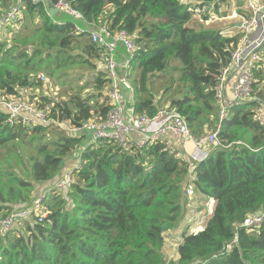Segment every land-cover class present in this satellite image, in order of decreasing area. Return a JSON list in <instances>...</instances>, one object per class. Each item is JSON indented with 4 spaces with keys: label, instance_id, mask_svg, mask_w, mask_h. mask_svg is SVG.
Returning a JSON list of instances; mask_svg holds the SVG:
<instances>
[{
    "label": "trees",
    "instance_id": "16d2710c",
    "mask_svg": "<svg viewBox=\"0 0 264 264\" xmlns=\"http://www.w3.org/2000/svg\"><path fill=\"white\" fill-rule=\"evenodd\" d=\"M57 1L22 0L19 31L4 29L0 96L27 89L32 103H50L51 81L66 83L69 71L84 67L89 77L70 80L54 112L75 127L93 117L104 120L112 103L107 72L96 63L101 48L77 34L71 21L49 16L47 4ZM195 1L69 0L87 23L124 30L139 46L125 76L135 115L151 118L166 105L180 113L195 138L217 132L220 145L194 164L159 139L129 150L108 140L88 145L67 191L52 187L46 193L42 221L0 233V264H264V222L256 231L236 229L248 214L264 209V124L258 117L264 86L255 90L264 82V64L258 63L251 99L220 120L217 76L239 34L196 28L189 10ZM197 1L218 9L227 0ZM13 3L0 0V13ZM242 8L234 7L240 14ZM160 92L167 100L161 95L157 101ZM83 141L66 128L9 125L0 111V215L29 206L36 186L54 180ZM189 176L194 190L214 203L197 232L190 226L198 214L190 219L186 209ZM168 235H177L173 260L166 259Z\"/></svg>",
    "mask_w": 264,
    "mask_h": 264
},
{
    "label": "built area",
    "instance_id": "2783aa9c",
    "mask_svg": "<svg viewBox=\"0 0 264 264\" xmlns=\"http://www.w3.org/2000/svg\"><path fill=\"white\" fill-rule=\"evenodd\" d=\"M21 1L14 0L12 7L3 16H0V41L7 26H14L20 22ZM38 2L40 0H32ZM245 13H238L237 9H232L226 15L221 9H214L203 1L191 2L189 10L194 14V18L204 24H211L220 20H232L233 26L220 30V33L227 36L238 32L239 37L235 44L231 45L230 60L227 65L222 67L217 76V86L215 100L219 108V119H223L228 110L252 97L253 84L255 83L254 74L258 70V63L261 61V52L264 46V0H244ZM62 17L66 15L73 24L77 34L85 35L90 43L101 48L98 61L105 66L107 78L109 79L108 97L112 103L110 111L104 120L90 118L79 127L72 126L69 120L60 121L54 112V106L58 103L61 93L60 86L54 84L48 88L47 95L51 97L50 103L38 106L28 99V90L22 89L14 97L2 98L0 96V111L6 114L9 125L21 124L29 129L41 126L47 129L66 128L73 135L87 136L89 145L99 140L113 141L123 150H129L132 146L142 147L147 140H161L166 134L172 135L189 163L203 161L210 153V149H205L207 144H213L214 148L220 143L217 139V132L209 133L199 139L195 138L188 128L186 120L175 109L165 106L158 108L153 117L145 115H135L133 109L127 114V109L121 103L123 91L129 87L126 81V74L130 68V62L135 57L139 46L133 41L132 37L124 31H111L109 26L104 23H87L82 14L74 9L69 0H58L53 6ZM56 14V15H57ZM121 70V72H120ZM42 82L48 83L49 80L44 74H39ZM132 91V89H131ZM133 92V91H132ZM56 101L54 104L53 102ZM219 129V125L217 126ZM218 131V130H217ZM142 136L141 140L131 139L132 134ZM192 148L189 149L188 145ZM85 146L80 145L78 154L74 159L73 169L65 173L58 180L53 188L58 191L66 192L69 185L73 182V172L81 166V153ZM80 152V154H79ZM191 174V173H190ZM186 197H194V187L189 176L186 182ZM207 209L205 215L198 216L199 220L195 226L204 225L205 217H209L214 208L209 198L203 202ZM43 205V198L34 199L26 207H15L8 214L0 215V233L7 234L22 225L24 221L33 219L41 222L46 215ZM264 222V209L248 214L237 226L236 229L245 228L256 231ZM235 243V240L226 246L227 249ZM230 246V247H229Z\"/></svg>",
    "mask_w": 264,
    "mask_h": 264
},
{
    "label": "rangeland",
    "instance_id": "374dc122",
    "mask_svg": "<svg viewBox=\"0 0 264 264\" xmlns=\"http://www.w3.org/2000/svg\"><path fill=\"white\" fill-rule=\"evenodd\" d=\"M237 4H242L243 8H244V1L243 0H227L226 2L221 3L218 8L221 9L222 14L223 13L227 14L230 10L234 9L235 5H237ZM62 19L69 20V18L66 15H62ZM232 22H233L232 20H220V21H215L214 23H211V24H204V23L200 22L198 19L194 18V21L192 24L196 28H205V29L206 28H213V29L219 30V29H226V28L232 27L233 26ZM36 23H37V21H36ZM23 24H24V22H23ZM9 27H11V29L13 30L12 34L17 33L19 31V25L18 24L14 25V26H9ZM6 32H7V30L5 31V33ZM5 33L1 36V39L4 38ZM96 63H97L98 68H102L104 66L98 60L96 61ZM173 63H176V62H173ZM261 63H262V65L264 64V52H261ZM129 71H130V68L128 70V73H129ZM120 72H121V70H120ZM87 77H89V71H87L84 67L76 68L72 71H69L67 74L66 83H59L60 86H66V87H61V89H59L58 92L61 93V96H64V98H66L65 96H67V93L69 92V83L71 81H73L74 83L81 82V81L85 80ZM262 78L264 79V77H262ZM51 82H52V84L58 85V83H56V81H54V80H52ZM130 86L132 87L131 84H130ZM263 86H264V82H262L259 85L255 84V90H258V89L262 88ZM47 88H48V86H47ZM89 90H90V88L85 90L84 93H86ZM46 91H47V89H45V87H44L43 92L41 90V93L46 94ZM155 95H156L157 101H159V99L161 98V95H163V94H162V92H160V94H159L160 96L156 93H155ZM163 96H164V100L165 99L167 100L168 94L163 95ZM261 103L263 104V107L258 109V117H259L260 121L264 124V99ZM162 106H166V105H160V107H162ZM167 137H169V138H167ZM166 138H167V140H166ZM165 142H166L168 148L177 152V154L179 156L185 157L181 147L179 145H177L176 139L173 136H171L170 134H166L165 135ZM88 145H89V140H88L87 136L84 134L83 146H85V148H86ZM213 146H214L213 144H207L204 146V148L205 149H211V147H213ZM188 148L191 149L192 145L189 144ZM22 153L29 155V153L27 151H22ZM77 154H78V150L75 151L71 156H69V158L66 159V161L64 162L62 170L59 172L60 176H59V174L57 175V176H59L60 179L64 176L65 173L69 172V170L65 167V164L67 163L68 159H71V161L73 162ZM79 154H80V152H79ZM62 171H63V173H62ZM44 190L45 189H42L39 192V195H41L44 192ZM194 192H195L194 197L192 199H187V204H186L187 215L191 216L190 219L192 218V216L195 213L198 214V216H201V215H205V212L207 211V209L203 205V202L206 201L207 197H205V199H204V197H202L198 193V191L194 190ZM201 199H203V200H201ZM212 203H213V201H211V204ZM201 219L202 218H200L199 220H201ZM205 219H206V217H205ZM197 227L198 226L193 227V224H192L190 226V229H191L190 232H197L198 229L200 228V227H198V228ZM176 239H177V235L174 237H172L171 235H168V237H166V244L168 247V252H167V256H166L167 260H173V258H175L174 248L177 247V243L175 242ZM168 243L171 246H168Z\"/></svg>",
    "mask_w": 264,
    "mask_h": 264
},
{
    "label": "crops",
    "instance_id": "0c3cea01",
    "mask_svg": "<svg viewBox=\"0 0 264 264\" xmlns=\"http://www.w3.org/2000/svg\"><path fill=\"white\" fill-rule=\"evenodd\" d=\"M3 14L0 13V16ZM56 15V14H55ZM58 15V14H57ZM59 18H61V20H64L62 19V17L60 15H58ZM102 68L105 69V66H103ZM106 70V69H105ZM132 98H133V92L131 91V89H127L126 87L124 88V91H123V97H122V100H121V103L124 108L127 109V114H129L130 110L132 109ZM172 136V135H171ZM169 138V137H167ZM166 138V140H167ZM131 139L134 140V141H138V140H141L142 139V136L141 135H138V134H132L131 135ZM162 141H165V136H163L161 138ZM177 142V141H176ZM83 145V144H82ZM178 145V143H177ZM73 164L74 162L71 161V159H68L67 163L65 164V167L68 169V170H72L73 169ZM65 169V168H64ZM66 172V171H65ZM63 173V171H62ZM60 176V174H59ZM59 176H56V178L50 182H47V183H44V184H39L36 186V192H35V196H34V199H38V198H44L46 196V193L48 192L49 189H51L55 183L60 180ZM42 189H45L44 192L39 195V192L42 190ZM39 196V197H38ZM205 199V197H204ZM203 200V199H201ZM214 209V208H213ZM168 246H171L169 243H168ZM176 248V247H175ZM174 248V249H175Z\"/></svg>",
    "mask_w": 264,
    "mask_h": 264
},
{
    "label": "water",
    "instance_id": "95a60500",
    "mask_svg": "<svg viewBox=\"0 0 264 264\" xmlns=\"http://www.w3.org/2000/svg\"><path fill=\"white\" fill-rule=\"evenodd\" d=\"M47 9H48V14L50 17L57 14L58 12L50 3L47 4Z\"/></svg>",
    "mask_w": 264,
    "mask_h": 264
}]
</instances>
